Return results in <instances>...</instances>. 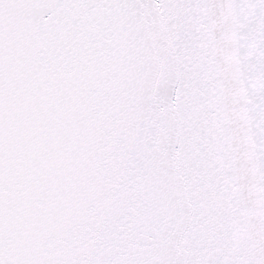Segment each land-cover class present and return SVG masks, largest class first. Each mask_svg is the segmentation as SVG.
<instances>
[{
  "label": "snow or ice",
  "instance_id": "obj_1",
  "mask_svg": "<svg viewBox=\"0 0 264 264\" xmlns=\"http://www.w3.org/2000/svg\"><path fill=\"white\" fill-rule=\"evenodd\" d=\"M0 264H264V0H0Z\"/></svg>",
  "mask_w": 264,
  "mask_h": 264
}]
</instances>
